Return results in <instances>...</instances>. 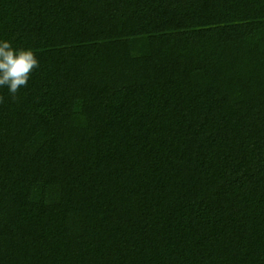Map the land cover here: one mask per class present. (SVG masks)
I'll use <instances>...</instances> for the list:
<instances>
[{
    "label": "trees",
    "instance_id": "16d2710c",
    "mask_svg": "<svg viewBox=\"0 0 264 264\" xmlns=\"http://www.w3.org/2000/svg\"><path fill=\"white\" fill-rule=\"evenodd\" d=\"M39 67L0 89V264H264V0H0Z\"/></svg>",
    "mask_w": 264,
    "mask_h": 264
},
{
    "label": "clouds",
    "instance_id": "9594fccd",
    "mask_svg": "<svg viewBox=\"0 0 264 264\" xmlns=\"http://www.w3.org/2000/svg\"><path fill=\"white\" fill-rule=\"evenodd\" d=\"M38 67L39 61L32 49H17L9 41L0 39V89L6 88L15 96L27 86L30 74Z\"/></svg>",
    "mask_w": 264,
    "mask_h": 264
}]
</instances>
